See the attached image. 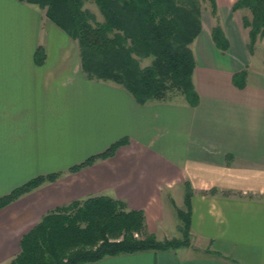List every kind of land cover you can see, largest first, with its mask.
<instances>
[{"label":"crops","instance_id":"obj_1","mask_svg":"<svg viewBox=\"0 0 264 264\" xmlns=\"http://www.w3.org/2000/svg\"><path fill=\"white\" fill-rule=\"evenodd\" d=\"M220 7L228 48L215 45L203 22L190 44L196 104L181 95L142 105L120 84L89 78L76 40L44 9L0 0V196L58 173L0 209V264L44 214L98 194L143 210L148 231L170 238L166 197L184 181L194 187L190 246L87 264H264V74L250 68L257 41L250 47L231 8ZM241 70L239 88L233 75ZM121 138L128 142L112 157L71 171ZM248 165L258 173L253 185ZM249 188L259 195L240 196Z\"/></svg>","mask_w":264,"mask_h":264},{"label":"trees","instance_id":"obj_2","mask_svg":"<svg viewBox=\"0 0 264 264\" xmlns=\"http://www.w3.org/2000/svg\"><path fill=\"white\" fill-rule=\"evenodd\" d=\"M46 8L47 17L76 40L80 64L91 79L120 84L138 104L165 100L179 93L195 105L192 83L195 60L190 44L201 29L198 0H21ZM215 13V0H206ZM92 2L102 16L85 7ZM246 8L250 45L264 38V0H237L232 9ZM215 45L228 42L219 25L212 28ZM251 47V46H250ZM41 61L43 51L39 49ZM150 59L142 66L141 61ZM247 72L234 73L242 88ZM128 140L121 138L72 168L77 172L100 159L112 157ZM58 173L30 179L0 196V209ZM186 209L176 208L181 237L158 239L149 232L143 210L131 209L120 199L98 194L74 200L44 214L20 239V252L8 264H87L105 257L142 251H167L190 246L192 190L184 182ZM172 202V201H171ZM135 233L138 236H135Z\"/></svg>","mask_w":264,"mask_h":264},{"label":"rangeland","instance_id":"obj_3","mask_svg":"<svg viewBox=\"0 0 264 264\" xmlns=\"http://www.w3.org/2000/svg\"><path fill=\"white\" fill-rule=\"evenodd\" d=\"M198 1H199V5H200L201 28H202V22H203L204 25L207 26V28L211 27L210 28V34H211L212 33V28L214 26H216V25H219V23H218V19H220V16H219V5H221L220 8L226 9L227 11H230V8H231V10H232L231 11V15H232L231 17L234 19V21H236V23L239 24V26L243 27V29H244L243 33H244L245 37L248 40L249 46H253V45H250L249 27L245 26L243 24V20H242V18L244 16H246L247 18L251 19V13H250V11L248 9H246V8H239V9H236V10L232 9L233 4L237 0H215V2H216L215 3V5H216L215 13H212L210 5H209V3L206 0H198ZM36 6H38V5H36ZM85 7L89 8L92 12H94L99 20L102 19V16H101V14L98 11V8L92 2H87L85 4ZM39 8H41V7H39ZM41 9L42 10L44 9V11L46 12V8H41ZM242 27H241V29H242ZM255 41H257V43L255 45V49H254L255 50V55H254L253 63L250 66V68L252 70H254V71H257L259 73L264 74V38L257 37ZM149 63H150V59L149 58L148 59H144V60L141 61V65L142 66L147 65ZM170 98H180L181 99V94H179V93H170L168 99H170ZM234 166L235 167H241V163L237 162V165H234ZM248 168H250V172H247L248 175H249L248 182L250 183V185H253L254 183H251L252 182V180H251L252 178L251 177L258 175V173L251 170V169H256V168H254V167H252L250 165H248ZM235 172H237V171H232V172H230V174L228 172V176L236 175L238 173V172L237 173H235ZM260 175H262V174H260ZM218 178H219V176H218ZM220 178H221V176H220ZM230 180L234 181L235 179H230ZM263 180H264V178H263ZM184 182H186V181H184ZM184 182L182 183V185L180 187L175 189V191L173 193V196L169 193L168 196L166 197L168 209L172 213L171 226H169L168 230H167V234H169L170 238L171 237H181L180 231L178 229L177 230L175 229L176 228L175 226H177V228H178V224H179V220L177 218L175 209L177 207L178 208H182V209H186L185 208V204H184V193H185ZM189 184L191 186V190H192V193H193V191H194L193 188L194 187L192 185V182L190 181ZM216 190H218V189H216ZM231 190H232V194H239L241 188H237V186H236V188L233 187ZM208 191L209 192H215L213 190H208ZM222 191H225L224 188H223ZM262 191L263 192H262L261 195H262V197H264V188L262 189ZM242 195H244V196H246V195L257 196L259 194H258V192H256V189L249 188V189H247V192H244L240 196H242ZM181 198H182V204H180L181 203ZM175 223L177 225H175ZM135 236H138V234L135 233ZM190 244H191V239H190Z\"/></svg>","mask_w":264,"mask_h":264}]
</instances>
